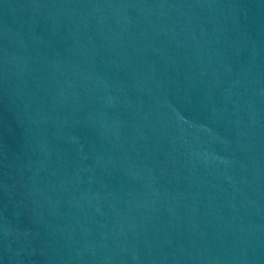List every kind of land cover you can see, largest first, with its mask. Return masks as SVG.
Instances as JSON below:
<instances>
[{
    "label": "water",
    "instance_id": "95a60500",
    "mask_svg": "<svg viewBox=\"0 0 264 264\" xmlns=\"http://www.w3.org/2000/svg\"><path fill=\"white\" fill-rule=\"evenodd\" d=\"M0 264H264V0H0Z\"/></svg>",
    "mask_w": 264,
    "mask_h": 264
}]
</instances>
